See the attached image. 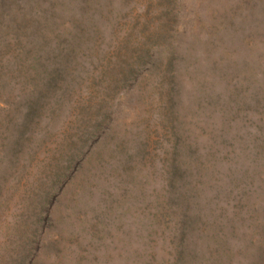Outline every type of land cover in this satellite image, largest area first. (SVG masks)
<instances>
[{
  "label": "rangeland",
  "instance_id": "1",
  "mask_svg": "<svg viewBox=\"0 0 264 264\" xmlns=\"http://www.w3.org/2000/svg\"><path fill=\"white\" fill-rule=\"evenodd\" d=\"M0 264H264V0H0Z\"/></svg>",
  "mask_w": 264,
  "mask_h": 264
}]
</instances>
